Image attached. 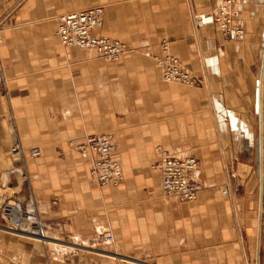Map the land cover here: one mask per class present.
<instances>
[{
  "label": "crops",
  "instance_id": "obj_1",
  "mask_svg": "<svg viewBox=\"0 0 264 264\" xmlns=\"http://www.w3.org/2000/svg\"><path fill=\"white\" fill-rule=\"evenodd\" d=\"M95 5L104 6L95 33L129 48L116 61L60 42L58 16ZM215 6L216 0H0V183L18 142L45 227L69 243L52 242L54 264H264L261 215L256 225L234 220L220 198L226 192L215 186L254 144L264 0L234 5L233 22L243 35L229 39L213 19ZM164 40L197 86L162 79L153 56ZM97 130L115 135L120 185L100 186L88 156L70 144ZM31 147L40 148L38 157ZM157 147L199 159L195 200L164 195L161 172L151 168ZM260 191L262 201L263 169ZM3 224L0 216V264H50L39 243L5 233ZM107 229L111 241L101 237ZM96 247L105 253L91 251Z\"/></svg>",
  "mask_w": 264,
  "mask_h": 264
},
{
  "label": "built area",
  "instance_id": "obj_2",
  "mask_svg": "<svg viewBox=\"0 0 264 264\" xmlns=\"http://www.w3.org/2000/svg\"><path fill=\"white\" fill-rule=\"evenodd\" d=\"M239 0H216V6L212 11L214 21L220 27L225 37L240 36L243 32L233 22L234 5ZM104 23V7L95 5L69 11L58 16L57 33L64 47H78L80 49H96L102 57L110 61L118 60L129 51L128 46L114 38L101 36L95 30ZM3 30V22L0 19V35ZM161 54L153 56L161 69L162 79L166 82H179L181 84L195 86L197 77L185 68L178 57L173 55L167 41L160 44ZM77 145L81 152L88 156L90 174L100 185H119L124 179L120 161L116 159V142L111 133H88L71 141ZM159 159L154 163V168L159 169L162 177L163 193L167 197H175L185 201H192L197 197L201 189L198 178L200 161L194 155L176 156L163 147H158ZM32 156H39L38 147L30 149ZM12 156L16 165L7 171L1 179L0 190L13 189V193L7 191L1 199L0 216L5 230L18 235H38L35 227L39 224V218L34 201L23 196L20 190V177H26L22 167V148L18 142L12 147ZM3 187V188H2ZM22 189V187H21ZM20 190V191H19ZM22 192V193H21ZM104 241L114 239L112 230L102 232ZM15 264V263H9Z\"/></svg>",
  "mask_w": 264,
  "mask_h": 264
},
{
  "label": "rangeland",
  "instance_id": "obj_3",
  "mask_svg": "<svg viewBox=\"0 0 264 264\" xmlns=\"http://www.w3.org/2000/svg\"><path fill=\"white\" fill-rule=\"evenodd\" d=\"M261 17L263 18V25H264V15H261ZM242 35H243V32L238 37H241ZM223 37H225V36L223 35ZM225 38L229 39L231 37H229V38L225 37ZM262 46H263V51H264V39L262 41ZM262 77L264 80V59L262 57V53L258 52L257 80H256V84H254L255 90H254L253 97H252L253 109H254V114H255V124L253 127L254 135L252 137L254 144L251 143V148H250V150H247L246 155H244V159H243L242 163H240L236 167H234V165H233V169L232 168L226 169V167H225L224 170H225V174L227 175L226 176L227 179L220 181V183L215 185L219 189H222L223 191L226 192L225 195L221 196L220 198L225 199L226 205H231L232 218L234 220L235 219L252 220L254 222V225H256V222L260 219V215L262 218L261 219L262 224L264 223V154H263V162H262L263 164L261 166V155H260V136L261 135H260V121H259V115H258V112H259L258 92H259V87H260V79ZM173 83H177V84L184 85L187 87L197 86V84L195 86H189V85L181 84L179 82H173ZM263 85H264V81H263ZM263 99H264V91H263ZM88 133H111L115 139V135L113 134L112 131L97 130V131L88 132ZM88 133H84L82 136H84ZM74 139H76V138H72L71 141ZM76 140H79V139H76ZM71 141H70V144H71ZM31 148H33V147H31ZM263 148H264V117H263ZM116 150H117V146H116ZM11 155H12V148H11ZM33 157H35V156H33ZM12 158L14 161V165H16L15 158L13 156H12ZM116 159H118V158L116 157ZM22 160H23V155H22L20 162H22ZM14 165H13V167H14ZM151 168L156 169V168H154V163L151 165ZM11 169H8L7 171H9ZM122 169H123V166H122ZM261 169H263L262 201L260 199L261 198V196H260V194H261L260 193L261 192L260 191V172H261ZM89 170H90V166H89ZM227 170H228V172H227ZM123 174H124V171H123ZM19 180L21 181L20 185H21L22 189H21V187H19V188H20V190L23 191V193H24L23 196L28 198L29 203H30V201H34L35 207L37 209L38 218H39V225H37L35 227V229L38 230L39 233L41 232L43 234V239L32 238L33 236L30 238V236H28V235H18L16 233L11 232V231L5 230L2 227H1V229L7 234L14 235V236L22 238L26 241L39 243V245H41L44 248L45 256L49 260V263L54 264L53 260H54V255L56 254V252H54V249H57V248H56V245H54L52 242L53 241L61 242L59 244H61L63 246H67L64 244L69 245V243H66V241L63 239H54L53 238L54 235L52 233L48 232L47 228L45 227L44 220L40 216V210H39L38 203L36 202L35 197L32 195L28 178L27 177L23 178V177L19 176ZM0 186H1V183H0ZM100 186H102V185H100ZM201 187H202V184H201ZM6 191L9 194H12L14 190L11 188H6V189L4 188L3 190H0V192H3L4 195L7 194V193H5ZM45 235H49V237L44 238ZM58 242H56V243H58ZM73 246L76 248H81V245H73ZM67 247H69V246H67ZM96 248L97 249H91V251H98V252H104L105 253V251H100V247H96ZM119 257L124 259L123 261L128 259V257H123L122 255H119Z\"/></svg>",
  "mask_w": 264,
  "mask_h": 264
},
{
  "label": "bare ground",
  "instance_id": "obj_4",
  "mask_svg": "<svg viewBox=\"0 0 264 264\" xmlns=\"http://www.w3.org/2000/svg\"><path fill=\"white\" fill-rule=\"evenodd\" d=\"M263 85V84H262ZM263 89V87L261 88ZM262 91V90H261ZM262 154V153H261ZM39 225V224H38ZM29 236V235H28ZM33 236V237H32ZM30 238H37V239H43V234L40 232L38 235H32ZM45 238V237H44Z\"/></svg>",
  "mask_w": 264,
  "mask_h": 264
}]
</instances>
